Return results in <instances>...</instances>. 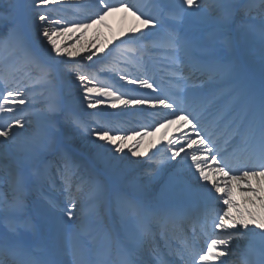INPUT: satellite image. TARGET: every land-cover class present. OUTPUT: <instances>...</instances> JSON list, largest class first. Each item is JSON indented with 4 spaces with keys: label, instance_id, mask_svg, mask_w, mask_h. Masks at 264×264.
<instances>
[{
    "label": "snow or ice",
    "instance_id": "obj_1",
    "mask_svg": "<svg viewBox=\"0 0 264 264\" xmlns=\"http://www.w3.org/2000/svg\"><path fill=\"white\" fill-rule=\"evenodd\" d=\"M118 13L134 21L114 39L129 46L120 54L138 74L115 65L108 71L156 95L117 88L72 59L86 52L81 59L94 62L112 42L82 38L94 26L110 28L107 19ZM31 33L45 42L46 62L27 47ZM242 55L258 57V80ZM0 64L7 69L0 75V264H233V242L241 239L248 243L240 264H264V0H0ZM61 73L72 74L81 102L97 109L90 122L58 98ZM145 105L168 110L159 127L191 126L169 139L166 152L169 160L184 153L178 163L190 161L203 182L195 210L180 202L154 210L140 199L142 187L124 178L122 162L129 153L146 155L141 140L155 125L121 127L109 117L127 113L107 109L144 113ZM225 121L221 147L211 129ZM76 136L95 149L88 166L74 154ZM149 164V180L167 166L152 157ZM170 182L178 195L186 190L181 177ZM57 185L62 200L49 195ZM102 207L115 224L105 223ZM197 223L217 230L204 247ZM186 224L191 242L175 244Z\"/></svg>",
    "mask_w": 264,
    "mask_h": 264
},
{
    "label": "bare ground",
    "instance_id": "obj_2",
    "mask_svg": "<svg viewBox=\"0 0 264 264\" xmlns=\"http://www.w3.org/2000/svg\"><path fill=\"white\" fill-rule=\"evenodd\" d=\"M78 2L81 4L89 3L87 2V0H78ZM74 14H75V10L71 7V5H69L68 11L65 13V15L71 17L74 16ZM133 23L134 21L131 16H125L124 14L118 13L110 16L107 19V24L110 25V28H105L103 26H94L92 29H89L86 36L82 38L83 40L87 41L89 39H92L94 36L98 35L99 40L97 42V46L104 45L109 41H111L112 43H108L107 47L104 49V52L100 53L98 57L93 58L94 62L87 61L88 64H91L92 66L95 65L98 66L101 65L102 63L107 65L106 68L102 71L103 73L108 72V68L113 67L114 65L120 67V65L116 61L125 60L127 58L126 56H121L120 54L121 48H126L129 46L120 45V41L115 40L114 37L121 36V34L123 32H126L128 27L131 26ZM117 45H120V47L118 48ZM27 47L31 50V53L35 55L37 58H39L41 61H45V62L47 61V51H46L45 42L37 34L31 33L29 35V38L27 40ZM109 53H111V55H109ZM88 54L89 53L81 52L80 57H75L72 59L82 62L83 60H86V58L81 59V57H86ZM101 57H103V59H101ZM17 58H22V54H18ZM63 59H68V58L65 57ZM242 61L245 70L253 72L256 79L258 80L259 79L258 57L255 59V61H252L248 57L242 55ZM131 65L134 66L133 64ZM6 70L7 69L5 65L0 64V75H4ZM85 70L91 72L87 68H85ZM134 70L135 72H131L129 70L127 71L126 69V71L129 74L132 75L138 74L136 67ZM97 78L102 81L106 80L100 77ZM116 79L119 80L118 76ZM124 84H126V82H124ZM134 88L138 89L140 93L156 95V93H152L151 90L139 89L138 86H134ZM56 89L58 93V98L64 104L65 107L70 106L72 110L75 111L79 115V117L85 122H90L92 120V116L90 115V113L96 112L97 109H90L87 107L86 102L83 103L81 102L82 93L79 90L78 82L74 79L72 74L70 73L58 74L56 77ZM101 99H106V98H101ZM41 107H43L42 104L38 103L35 105L36 109H39ZM98 107L104 108L107 107V104L100 105ZM144 107L147 109V111L144 113H138L135 110L129 111L123 109V106H121L118 109H111V108L107 109L109 113H120L121 111L127 113L126 115L111 116L112 119H115L118 122L121 119L131 121L132 119L136 120L141 115H148L150 116V118H148L150 123L146 125H155L154 128L149 129V135L144 136L143 139L141 140L139 151L146 153V155L137 158V157H131L129 153L122 162V168H123V174L125 180L134 182L135 184L141 186L142 194L140 196V199L148 207H152L156 210H163L169 208L173 206L170 203L176 200L187 201L189 200V198L194 197L197 198L196 201H200L198 190L203 182L199 181L196 176L192 175L194 169L189 170L190 161H188L186 164L181 166L178 163V161L182 159L184 153H181V156L176 157V159L174 160H169L168 157L171 156V152H166L169 139L175 140L178 136L182 134L190 133L191 126H186L185 128L180 129L179 131H177V125H171L166 128L159 127L157 122L161 119L163 115H166L168 110H164L159 106L156 109H152L147 105H145ZM217 110H218L217 108H213L212 112L215 113ZM33 123H35V118H33ZM223 125L224 123L220 125L219 129H212V130L214 131L219 130V134H222L223 130H221V128ZM120 126L126 127L127 125L120 124ZM132 127H136L138 129L140 128L138 124L133 125ZM127 143H129V145L131 146L133 142L129 141ZM73 151L76 158L85 166H88L92 163V157H93V153L95 152V149L92 148L91 145L87 143V137L82 138L80 136H76L73 142ZM149 157H152L153 160H160L162 162L167 163L166 167H162L159 176H157L155 179L152 180H149V178L145 175V172L150 167ZM96 167L100 168L101 166L99 164H96ZM177 176L181 177L182 183L186 188V190L183 191L181 195H178L175 184L170 182L171 178ZM49 195H51L53 198L56 199L57 198L61 200L63 199L62 191L59 189V185H57V188L51 191ZM197 205L199 206V204ZM200 205H201V201H200ZM193 206L194 205H191L190 207L186 206V208L193 210ZM216 208L217 211L224 208L222 202H218ZM107 211L108 210L104 207L100 209L101 214L106 213ZM208 227L203 232L207 234L208 237L213 236L217 230L214 229L208 230ZM247 243L248 241L241 239L238 241H234L233 246L239 245L237 251H240ZM229 260L232 261L233 264L239 263L241 261L240 257L237 255L230 257Z\"/></svg>",
    "mask_w": 264,
    "mask_h": 264
},
{
    "label": "rangeland",
    "instance_id": "obj_3",
    "mask_svg": "<svg viewBox=\"0 0 264 264\" xmlns=\"http://www.w3.org/2000/svg\"><path fill=\"white\" fill-rule=\"evenodd\" d=\"M84 66H86L88 64L87 60H83L81 62ZM101 69V68H100ZM98 67H96L95 69H93V71L96 73L100 70ZM114 78V77H113ZM115 82H118L117 80H115ZM122 124L124 125H127L126 127L130 128L132 127L133 125H136V122H134L133 120L132 121H129V120H123L122 119Z\"/></svg>",
    "mask_w": 264,
    "mask_h": 264
}]
</instances>
